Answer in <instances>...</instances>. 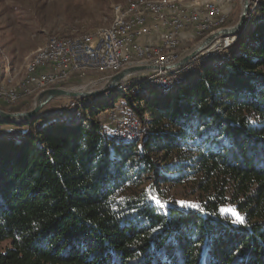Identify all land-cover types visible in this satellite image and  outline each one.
<instances>
[{"label":"trees","instance_id":"obj_1","mask_svg":"<svg viewBox=\"0 0 264 264\" xmlns=\"http://www.w3.org/2000/svg\"><path fill=\"white\" fill-rule=\"evenodd\" d=\"M261 13L175 91L108 92L85 109L89 129L39 113L0 138V264H264ZM117 102L138 117L141 147L101 135L97 117Z\"/></svg>","mask_w":264,"mask_h":264},{"label":"built area","instance_id":"obj_2","mask_svg":"<svg viewBox=\"0 0 264 264\" xmlns=\"http://www.w3.org/2000/svg\"><path fill=\"white\" fill-rule=\"evenodd\" d=\"M225 1L233 0H222ZM222 4L215 1L188 5L180 0H130L116 5L112 9L111 24L94 34L50 38L33 54L17 88L0 86V102L13 105L35 92L62 87L74 76L100 73L111 77L131 67L173 65L180 60L179 49L187 27H193L197 36L224 27L227 15ZM263 6L264 0H250L246 26L261 18ZM154 37L159 40L145 42ZM238 38L239 35L217 38L179 69L147 70L130 81L132 75L128 76L116 92L135 94L140 89L175 91L193 78L201 65L220 58L231 49ZM96 101L97 98L72 101L64 108L42 113L41 117L89 129L91 119L85 109ZM103 113L97 117L102 125L101 135L114 142L139 141L141 147L144 135L135 113L126 110L117 115L115 108ZM102 115L107 116V120L103 121ZM9 127L13 129L9 130ZM24 132L20 127L0 124V138H19Z\"/></svg>","mask_w":264,"mask_h":264},{"label":"rangeland","instance_id":"obj_3","mask_svg":"<svg viewBox=\"0 0 264 264\" xmlns=\"http://www.w3.org/2000/svg\"><path fill=\"white\" fill-rule=\"evenodd\" d=\"M128 1L130 0H0V86L13 89L17 88L23 79L25 68L32 59L33 54L38 49L45 46L50 38L94 34L97 30L111 24L113 19L112 9L114 6L125 4ZM180 1L188 5H200L208 1H215L218 4L223 3L222 5L227 15V22L222 29L236 27L241 20L243 12V0H233L232 2H222V0ZM212 33L214 32L204 34L203 36H197L193 27H187L184 31L181 47L179 49L180 60L193 54L202 45L206 37ZM140 73L141 72H138L132 75L129 81L134 79L136 75H138L137 78H139L141 76ZM76 77L79 78V83L70 84L75 78L74 76L61 88L76 92L91 93L101 91L106 88L110 82V77L105 75L90 73L84 77ZM127 78L128 77L110 92H116L118 87L128 80ZM147 91L150 92L148 89ZM41 92H35L15 104L7 106L11 108L13 106L18 107L27 105L28 110L23 112L31 111L36 106L37 97ZM91 98L98 99V97H58L47 104L40 111V115L47 111L64 108L72 101L79 99L89 100ZM30 99H33L31 103L29 102ZM0 103L4 104L3 102ZM115 110L117 115L126 111L125 107L121 105V102H117ZM101 119L103 121L107 120V116L102 115ZM40 123H42V121L39 120L38 124ZM23 128H26V126ZM23 128L20 129L25 130ZM140 128L141 130L143 129L142 125H140ZM8 129L12 130L13 128L9 127ZM136 142L139 143V141ZM175 191L179 192L177 199L181 205H186L187 207H193L192 205H195L193 197L181 195L183 192L180 194L179 189H175ZM223 213L226 217L234 221H241L240 215L233 207L228 206L224 208ZM8 246V243L2 244L0 246V252H3Z\"/></svg>","mask_w":264,"mask_h":264},{"label":"water","instance_id":"obj_4","mask_svg":"<svg viewBox=\"0 0 264 264\" xmlns=\"http://www.w3.org/2000/svg\"><path fill=\"white\" fill-rule=\"evenodd\" d=\"M249 6L250 0H243V12L241 15V20L236 27L233 28H224L218 30L211 35L207 36L202 45L190 56L185 57L173 65L167 67H157V66H139V67H131L124 69L117 74L111 76L109 85L98 92L84 93V92H76L71 91L66 88H51L42 91L37 97L36 106L28 112H7L0 108V124L8 125V126H19L23 127V125L28 124L30 121L36 122L37 116L40 111L49 104L52 100L58 97H68V98H89V97H99L105 95L110 92L113 88L117 87L126 77L134 75L138 72L142 71H158V70H171V69H179L183 67L186 63H188L196 54L200 51L208 47L211 43H213L217 38L224 36H234L238 35L243 29H245L247 24V16L249 15Z\"/></svg>","mask_w":264,"mask_h":264},{"label":"crops","instance_id":"obj_5","mask_svg":"<svg viewBox=\"0 0 264 264\" xmlns=\"http://www.w3.org/2000/svg\"><path fill=\"white\" fill-rule=\"evenodd\" d=\"M157 39L159 40V37H154L153 39L145 40V42L146 43H153L154 41H158Z\"/></svg>","mask_w":264,"mask_h":264},{"label":"snow or ice","instance_id":"obj_6","mask_svg":"<svg viewBox=\"0 0 264 264\" xmlns=\"http://www.w3.org/2000/svg\"><path fill=\"white\" fill-rule=\"evenodd\" d=\"M192 206H193V207H195V205H192ZM240 222H241V223H243V221H242V220H241Z\"/></svg>","mask_w":264,"mask_h":264}]
</instances>
